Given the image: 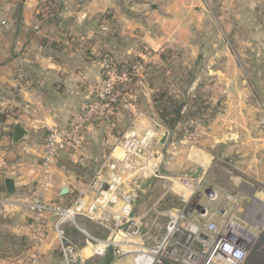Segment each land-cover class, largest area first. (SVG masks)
<instances>
[{
  "label": "crops",
  "instance_id": "0c3cea01",
  "mask_svg": "<svg viewBox=\"0 0 264 264\" xmlns=\"http://www.w3.org/2000/svg\"><path fill=\"white\" fill-rule=\"evenodd\" d=\"M149 3L153 17L148 21ZM196 3V0H0V113L6 116V120L0 121V157L10 163L0 170V196L10 201L0 205L1 264H28L35 255L43 264H65L51 223L43 235L38 234L33 213L16 202L43 197L48 202L67 206L79 195L92 196L88 183L121 134L133 123L143 131L159 122L156 113L151 115L154 111L149 107L152 104L148 89L136 91L135 96L130 94L128 101L121 102L108 118L87 129L81 149L59 155L48 180L43 177L40 163L48 129L66 126L89 101L93 88L103 78V59L99 56L102 49L134 53L126 39L113 46V34L109 30L113 31L114 27L112 24L108 31L103 30L105 19L111 17L117 21L115 34L118 31L117 35L122 37L132 36L135 26L146 30V24H156L151 39L147 38L155 51L181 46L187 40L186 49L199 51L191 41L197 29L190 27L198 25L194 22L196 12H192ZM47 5L50 11L44 8ZM4 16L7 25L2 23ZM104 37L109 45L102 44ZM226 46L231 51L229 44ZM251 53L253 61L245 58ZM236 55L234 62L229 59L225 63L236 66L237 86L232 89L234 86L219 79L215 91L219 90L220 94L215 92L211 98L219 100L220 112L212 120H205V127L219 143L231 141V148L239 158L238 175L264 180V45L255 44ZM208 67L213 69L212 65ZM219 68L215 67L213 73ZM250 69H256L255 73ZM197 82H193L194 86ZM17 123L27 133L15 143ZM7 177L15 181L13 195L8 193ZM64 188L68 190L62 193ZM164 196L166 192L158 200ZM146 198L143 195L138 200L137 204L142 203L139 207L146 208ZM79 223L89 235L99 238L107 235L103 227L87 218H80ZM66 228L81 245L85 264L130 261L128 256L115 253L113 247L103 255L96 254L94 245L86 241L87 235L81 229L72 225Z\"/></svg>",
  "mask_w": 264,
  "mask_h": 264
},
{
  "label": "built area",
  "instance_id": "2783aa9c",
  "mask_svg": "<svg viewBox=\"0 0 264 264\" xmlns=\"http://www.w3.org/2000/svg\"><path fill=\"white\" fill-rule=\"evenodd\" d=\"M2 23L8 24L5 16ZM128 66L130 69H119L113 58L106 55L103 78L93 88L89 101L66 126L48 129L40 163L44 178L48 180L52 175L63 151L81 149L87 129L108 118L119 106L124 96L120 84L141 68L136 63ZM166 132L160 131L159 124L143 131L134 123L128 127L119 145L109 152L90 179L88 187L92 196L79 195L67 206L48 202L43 197L16 202L33 213L38 234L43 235L51 223L65 264H85L81 245L68 233L67 225L81 229L98 255L113 247L115 253L121 255L136 252V263L148 254L152 257L150 264H247L257 238L264 233V206H257V199L249 200L245 194H233L211 184L209 191L208 181L202 178L170 177L174 184L182 182L191 197H195L194 203L190 205L184 198L183 206L162 210L159 208L161 198L141 213L137 212V202L146 193L141 181L164 177L161 171L165 153L161 138ZM9 165L7 158L1 156L0 170ZM8 203L6 197L0 196V205ZM163 217L166 220L159 227L162 229L160 238L146 244ZM80 218L103 227L106 237L86 233L80 226ZM28 264L43 263L35 255Z\"/></svg>",
  "mask_w": 264,
  "mask_h": 264
},
{
  "label": "rangeland",
  "instance_id": "374dc122",
  "mask_svg": "<svg viewBox=\"0 0 264 264\" xmlns=\"http://www.w3.org/2000/svg\"><path fill=\"white\" fill-rule=\"evenodd\" d=\"M196 1L192 12L193 14L196 12L197 17L194 18V22L198 25L190 27L192 30L197 29L196 34H192L191 41L195 42L199 51L186 49L189 47L188 40L181 46L165 47L163 50L155 51L151 47L152 42H149L147 38L151 39L153 29L157 27H155L156 24H146L144 26L146 30H143L142 27L135 26L134 19V36L128 37L118 36V31L115 34L114 25L117 23L115 19L108 17L105 19L106 23L102 24L103 30L107 31L108 26L113 24V31L109 30V33L113 34V46L117 42L119 44L123 38L131 45L134 53L127 55L125 52L117 53L114 49L112 53L104 48L100 58L106 54L112 56L118 66L136 63L141 67L139 71L132 72L128 80L120 84L119 88L124 94L121 102L128 101L130 94L135 96L136 91L148 89V97L152 104L148 106L151 107V111H154L151 115L156 113L155 118L159 121L152 126L157 123L161 132L164 129L168 131L165 133L167 141L162 146L165 164L161 173L164 177L141 181V185L146 189L144 195L147 196L144 207L149 208L164 192L167 194L159 202V208L162 210L183 206L184 198L190 205L194 203L195 197H191L190 191L182 182L174 184L170 179V177L175 179L185 176L202 178L203 181H208L209 185L221 187L233 194H245L249 200L257 199V206L262 207L264 206V180L238 175L240 169L236 165L239 158L236 151L231 148L233 144L229 140L220 143L216 141L211 135V130L207 131L205 120H212L214 115L220 112L217 104L219 100L211 98L215 92L220 94L219 90L215 91L219 79L222 83L226 82L234 86L232 89L237 86V68L235 65L226 64L229 59L234 62L238 51L244 53L245 48L248 49L255 44L264 45V0ZM147 7L149 21L153 17V7L151 3ZM222 30L225 31L226 37ZM102 44L109 45V40L104 37ZM228 44L231 51L227 49ZM245 58L253 61V53L246 55ZM206 64L210 67L212 65L211 68L214 70L207 68ZM219 64L222 65L219 66ZM215 67H220V70L213 73ZM255 70L249 71L254 74ZM195 80L198 81L197 86L193 84ZM136 101L137 99L134 100L135 103ZM162 102L168 111L175 110L178 106L181 108L182 125L177 126L178 120H175L174 126L171 125L173 114L169 113L166 118L160 116L157 105ZM119 142L114 147L118 146ZM180 149L187 150L180 153ZM211 154H214L213 158ZM212 159H214L213 162H211ZM140 204L142 203L136 206L139 213L143 211V206L139 207ZM165 220V217L160 220L159 226L154 229L153 237L147 240L146 244H153L155 238H160L162 229L159 227H162ZM136 255L137 253L133 251L125 254L130 261L124 264H136ZM140 262L145 264L142 256L137 263ZM247 264H264V233L257 238Z\"/></svg>",
  "mask_w": 264,
  "mask_h": 264
},
{
  "label": "trees",
  "instance_id": "16d2710c",
  "mask_svg": "<svg viewBox=\"0 0 264 264\" xmlns=\"http://www.w3.org/2000/svg\"><path fill=\"white\" fill-rule=\"evenodd\" d=\"M49 7V5H47L46 7H44V8H48ZM48 11H50V8H48L47 9ZM44 12H47L46 10L44 11ZM100 56V55H99ZM102 56V55H101ZM106 56V54H104L103 56H102V58H104ZM129 64H124V65H121V66H118L119 67V69H121V68H125V67H128L129 69H130V67L128 66ZM157 111L159 112V114H160V116L162 117V118H166L167 117V115L170 113V114H173L174 115V117L172 118V120H173V122L171 123V125L172 126H174L175 125V120H178V125L177 126H179V124L181 123V119H182V115L180 114V112H181V108L178 106L175 110H172V111H168V109H167V107L164 105V103L162 102V103H159L158 105H157ZM4 120H6V116L4 115V114H2V113H0V121H4ZM168 200V199H167ZM184 202V201H183ZM165 264H169V263H167V262H165Z\"/></svg>",
  "mask_w": 264,
  "mask_h": 264
},
{
  "label": "water",
  "instance_id": "95a60500",
  "mask_svg": "<svg viewBox=\"0 0 264 264\" xmlns=\"http://www.w3.org/2000/svg\"><path fill=\"white\" fill-rule=\"evenodd\" d=\"M26 133H27V131L22 127V125L20 123L15 124L14 134H13L14 142L15 143L19 142L26 135ZM165 141H166V135L162 138L161 143H165ZM5 183H6L8 193L13 195L16 191L14 179L11 177H7L5 179ZM67 190H68L67 188H64L62 193L67 192ZM208 190L209 191L211 190L210 186H209Z\"/></svg>",
  "mask_w": 264,
  "mask_h": 264
},
{
  "label": "bare ground",
  "instance_id": "6f19581e",
  "mask_svg": "<svg viewBox=\"0 0 264 264\" xmlns=\"http://www.w3.org/2000/svg\"><path fill=\"white\" fill-rule=\"evenodd\" d=\"M190 193V192H189ZM263 207V206H262ZM261 207V208H262ZM261 208H259L260 210H263V209H261ZM264 208V207H263ZM142 259H143V261H144V263L145 264H150L151 263V260H152V257H151V255H148V254H146V255H143L142 256ZM142 262H140V263H136V264H141Z\"/></svg>",
  "mask_w": 264,
  "mask_h": 264
}]
</instances>
